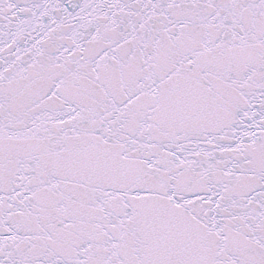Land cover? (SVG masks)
<instances>
[{
  "label": "snow or ice",
  "instance_id": "1",
  "mask_svg": "<svg viewBox=\"0 0 264 264\" xmlns=\"http://www.w3.org/2000/svg\"><path fill=\"white\" fill-rule=\"evenodd\" d=\"M0 264H264V0H0Z\"/></svg>",
  "mask_w": 264,
  "mask_h": 264
}]
</instances>
